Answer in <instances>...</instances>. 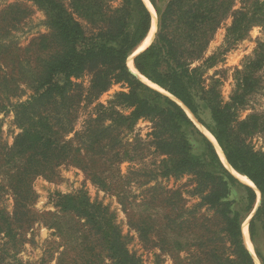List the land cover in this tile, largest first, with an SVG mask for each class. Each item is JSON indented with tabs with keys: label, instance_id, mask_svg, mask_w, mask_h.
I'll return each mask as SVG.
<instances>
[{
	"label": "trees",
	"instance_id": "obj_1",
	"mask_svg": "<svg viewBox=\"0 0 264 264\" xmlns=\"http://www.w3.org/2000/svg\"><path fill=\"white\" fill-rule=\"evenodd\" d=\"M25 1L44 11L47 31L20 46L12 28L28 12L21 3ZM236 1L150 0L157 31L153 42L134 57V66L164 91L128 66V58L152 28L153 14L145 0H17L4 7L0 12V112H13L21 132L10 146L2 141L0 131V199L9 192L14 201L12 212L0 204V235L6 239L0 264H32L17 257L23 242L19 237L41 219L69 243L66 247L74 253L75 264H142L129 250L116 214L86 192L61 195L60 210L50 213L51 219L32 208L37 199L32 182L37 176L52 177L67 161L85 169L86 158L104 166L122 162L129 155L124 143L127 130L142 119L152 123L151 144L165 156L161 173L190 176L191 192L199 202L192 208L180 207V191H170L165 200L172 214L164 217L160 227L153 215L132 219L140 236L154 235L155 244L172 255L173 264H257L242 226L260 198L249 234L264 264V151L248 141L264 133V112L241 118L259 90L264 41L237 70L228 101L220 89L221 79L207 77L208 70L222 60L220 51L208 55V46L227 18L232 19L227 46L243 40L254 26L264 25V0H240L241 6L235 8ZM86 72L91 81L85 90L74 79ZM120 83L126 88L116 92L108 105L98 104L96 115L76 131L80 103L94 101ZM22 85L32 94L15 102ZM186 108L215 137L229 165L257 189L228 169ZM71 133L74 136L68 138ZM102 168L93 165L89 172L105 184L99 176L107 177ZM203 208L214 215L201 213ZM181 252L186 253L184 258ZM67 254L64 251L61 257Z\"/></svg>",
	"mask_w": 264,
	"mask_h": 264
},
{
	"label": "rangeland",
	"instance_id": "obj_2",
	"mask_svg": "<svg viewBox=\"0 0 264 264\" xmlns=\"http://www.w3.org/2000/svg\"><path fill=\"white\" fill-rule=\"evenodd\" d=\"M15 1L17 0H0V12L8 4ZM65 1L68 3V0ZM21 3L26 6L28 12L25 13L24 18L16 25V28H12V35L20 46H25L33 38L47 31L45 25L46 16L44 11L32 2L25 1ZM240 6L241 2L237 0L235 8ZM152 14L153 21L155 19V29L146 47L153 42L157 31L158 20L156 11L155 13L152 11ZM231 21V18H227L221 24L207 50L208 55L218 51L222 52V60L216 66L208 70L207 77L212 76L221 79L220 89L226 101L230 99L232 91L235 88L237 81L236 76L238 75L237 70L243 69L246 60L249 57H253L258 43L264 41V25H256L243 40L227 46L225 44L226 31ZM146 47H138L129 57L130 60L128 65L131 70L136 71L135 67H133L134 57ZM130 62L133 63V66L130 65ZM259 74L261 75L259 90L249 99L247 108L241 112V118L246 117L251 112H264V67L260 70ZM141 78L151 86L162 90L145 77L141 76ZM74 80L81 84L86 90L90 85L91 74L86 72L80 78ZM125 88L126 86L124 84H114L98 99L94 101L83 100L78 106V117L75 123V130H82L86 121L90 117L96 115V107L98 104L108 105L114 94ZM31 94L32 91L27 88V86L22 85L21 89L18 90V93L13 98V101L26 100ZM188 113L202 131L205 132L206 130L209 132L197 121L192 113ZM151 130L152 123L144 119L138 121L132 130H127L124 143L127 144L129 155L125 160L116 165L104 166L103 163L99 162L92 164V161L86 158L84 165H87V169L79 163L67 161L57 168L56 173L52 175V177L43 175L37 176L32 182L33 189L37 193V199L32 205L33 210L39 215H46V218L51 219L52 217H50L51 215L49 216V214L57 213L60 210L58 202L61 195H73L80 191H84L92 201L108 206L110 210L116 214L117 222L120 224L123 234L126 236L129 250L140 257L142 264H173L172 255L155 244L156 237L151 235L149 239L143 238L131 221L142 215H153L159 227L164 224V217L172 214L169 206L170 203L168 200H165V198L169 197L172 193L170 191H180L182 197L179 202L180 207L192 208L199 202V199L191 192L194 183L190 176L176 178L165 176L161 173V163L165 156L156 152L155 146L151 144V137L149 135ZM0 131L2 141L11 146L14 143L15 137L21 132V129L15 123L13 112H0ZM207 132L206 134L212 140ZM73 136L74 133H71L68 138H72ZM248 141L256 149L264 151V133L256 134L250 137ZM215 144L219 152V146H217V143ZM129 158H131V160H129ZM93 165L103 167V170L101 169L100 172H102L104 176L107 175V177L99 176L105 179V184L98 182L90 174L89 171H91L90 168H93ZM228 166L230 167V165ZM230 168L234 170L232 167ZM231 169L230 171H232ZM233 173L239 178L236 174L240 173L236 170L233 171ZM241 181L244 182L243 180ZM1 182L2 180L0 178V183ZM0 204L5 207L7 211L12 212L14 208L12 194L9 192L4 193L0 199ZM259 204L260 198L258 199L254 211L244 221V223L247 222L248 232L250 220ZM201 213L214 215L211 210L206 208H203ZM59 215L63 214L59 213ZM68 218L69 217H67V219ZM160 232L163 233L164 229H161ZM20 239H22L23 242L19 246L17 257L23 262L32 264H40L42 262H44V264H75L71 262L74 253L66 247L69 243L63 240L62 236H60L55 228L46 225L43 219L36 222L31 229L25 231L23 236L19 237V240ZM5 240L6 239H2V235H0V249L4 246ZM64 251H68V257H65L66 255L61 257V253ZM181 256L184 258L186 253L181 252ZM255 260L257 264H261L257 256ZM106 264L114 263L112 261H107Z\"/></svg>",
	"mask_w": 264,
	"mask_h": 264
},
{
	"label": "bare ground",
	"instance_id": "obj_3",
	"mask_svg": "<svg viewBox=\"0 0 264 264\" xmlns=\"http://www.w3.org/2000/svg\"><path fill=\"white\" fill-rule=\"evenodd\" d=\"M145 2H146L147 5L149 6V8L153 11V13H155V10L153 9L150 0H145ZM154 29H155V19H154V21H153V23H152V28H151L150 33L148 34L147 38L143 41V43L139 46V48L146 47V46L149 44L150 39H151V34L153 33ZM129 60H130V59L128 58V63H129ZM130 65L133 66V63L130 62ZM133 67H134V66H133ZM187 111L190 112L188 109H187ZM190 113H191V112H190ZM203 130H205V129H203ZM203 132H204V131H203ZM206 132H207V131L205 130L204 133L206 134ZM207 133L211 136L212 140L215 142L216 139H214V136H212L209 132H207ZM206 135H207V134H206ZM207 136H208V135H207ZM208 138H209V137H208ZM212 140H211V141H212ZM213 141H212V142H213ZM214 142H213V143H214ZM215 143H217V141H216ZM215 143H214V144H215ZM217 144H218V143H217ZM215 145H216V144H215ZM217 146H219V145H217ZM220 149H221V148L219 147V154H220L222 160L225 162L226 166L229 167V166H228L229 163L226 161V158H225V156H224V153H223ZM230 167H231V166H230ZM230 167H229V168H230ZM229 168H228V169H229ZM230 169H231V168H230ZM231 170H232V169H231ZM233 171H235V170H232L231 172L233 173ZM233 174H234V173H233ZM236 175H237L241 180H243L244 182H246V183H248V184H250V185H253L252 187H255L254 184L252 183V181H251L247 176L242 175V174H236ZM242 229H243L244 236H245V239H246V245H247V247L252 251L254 257H256V254H255V252H254V247H253L252 242H251V240H250V238H249V232H248L247 222L243 224ZM257 261H258V260H257ZM258 262H259V261H258Z\"/></svg>",
	"mask_w": 264,
	"mask_h": 264
},
{
	"label": "water",
	"instance_id": "obj_4",
	"mask_svg": "<svg viewBox=\"0 0 264 264\" xmlns=\"http://www.w3.org/2000/svg\"><path fill=\"white\" fill-rule=\"evenodd\" d=\"M129 66V65H128ZM135 67V66H134ZM130 68V67H129ZM136 69V68H135ZM131 70V69H130ZM134 74H136L139 78H141V76L142 77H144L142 74H140L137 70L136 71H133V70H131ZM142 79V78H141ZM143 80V79H142ZM144 81V80H143ZM179 101V100H178ZM180 102V101H179ZM180 104H182L183 106H184V104L182 103V102H180ZM185 107V106H184ZM187 109V108H186ZM225 156V155H224ZM226 161H227V159H226ZM254 184V183H253ZM255 185V184H254ZM251 186V185H250ZM255 189H257V187L255 186L254 187Z\"/></svg>",
	"mask_w": 264,
	"mask_h": 264
}]
</instances>
